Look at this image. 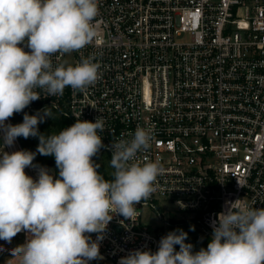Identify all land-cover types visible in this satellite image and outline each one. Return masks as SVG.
Here are the masks:
<instances>
[{"label": "built area", "instance_id": "obj_1", "mask_svg": "<svg viewBox=\"0 0 264 264\" xmlns=\"http://www.w3.org/2000/svg\"><path fill=\"white\" fill-rule=\"evenodd\" d=\"M95 24L96 40L73 52L72 65L93 56L98 82L82 93L41 91L28 108H51L73 124L103 116L107 147L100 153L109 161L112 142L138 126L154 131L140 159L160 161L165 173L151 198L136 205V222L113 216L100 241L102 260L118 264L132 250L155 252L164 225L185 222L212 237L211 223L230 201L264 208V0H99ZM64 57L54 56V64ZM2 143L0 152L21 150L17 140L5 149ZM25 172L37 177L34 168ZM155 200L177 217L164 220L168 209ZM143 206L156 210L161 226L142 222Z\"/></svg>", "mask_w": 264, "mask_h": 264}, {"label": "clouds", "instance_id": "obj_2", "mask_svg": "<svg viewBox=\"0 0 264 264\" xmlns=\"http://www.w3.org/2000/svg\"><path fill=\"white\" fill-rule=\"evenodd\" d=\"M98 15L99 0H0V139L3 149L19 137L39 139L35 152H0V240L11 243L18 233L26 234L25 243L11 249L17 264L104 259L100 241L113 216L136 222V205L151 198L165 173L160 161L140 159L153 145L151 127L138 126L129 138L111 143L114 171L108 180L93 159L107 147L99 134L105 130L103 116L94 122L77 117L47 136L38 125L52 118L51 108L25 112L15 125L7 122L41 99V91L47 97L62 96L68 87L82 93L98 82L101 65L93 56H81L75 65L53 62L54 56L94 43ZM37 154L53 156L58 175L34 165ZM30 167L35 179L25 172ZM211 227L207 248L194 252L188 233L176 229L161 237L155 252L132 250L118 264H264V208L242 199L227 202Z\"/></svg>", "mask_w": 264, "mask_h": 264}, {"label": "trees", "instance_id": "obj_3", "mask_svg": "<svg viewBox=\"0 0 264 264\" xmlns=\"http://www.w3.org/2000/svg\"><path fill=\"white\" fill-rule=\"evenodd\" d=\"M40 100L34 101V105H38ZM28 113L30 115L36 114L37 111H34L30 108H25L23 112L14 114L13 117L9 118V121L11 124L15 125L18 123H21L23 121V115L24 113ZM52 118H47L45 122L40 123L38 125L39 132L44 135H51L52 133L55 134L59 132L60 130H63L66 127H69L73 124L71 119L68 116L65 115H59L54 112V110H51ZM19 141V144L22 149L24 150H30L34 152V147H37L39 143L38 138L29 137L28 139H24L23 137L17 138ZM34 165L37 166H45V165H56L55 159L53 156H42V155H36L35 160L33 161ZM99 172L105 177L106 171L104 168L100 166L98 169ZM113 179V177H111ZM190 226H192L189 223L182 222L176 227L170 226L168 229V233L171 231H174L176 229H183V231L188 233V239L186 240V243H191L193 245V251H199L201 248H207L208 243L210 242L211 237L209 236H202L198 235L196 227H194V231L190 230ZM177 250H179V246H176Z\"/></svg>", "mask_w": 264, "mask_h": 264}, {"label": "rangeland", "instance_id": "obj_4", "mask_svg": "<svg viewBox=\"0 0 264 264\" xmlns=\"http://www.w3.org/2000/svg\"><path fill=\"white\" fill-rule=\"evenodd\" d=\"M73 58H74L73 53L66 54L65 57L63 58L62 62L67 61V63L72 64ZM17 142L19 144L18 140H17ZM20 148H21V146H20ZM36 148L37 147L33 148L34 152L36 151ZM37 155H39V154H37ZM93 159L98 164H100V166L102 168H104L106 171H108V172L114 171L110 167V161H109L108 156L105 152H101L97 157H94ZM44 167H47L48 169H50L52 171L53 168L56 167V165H45ZM154 203L156 204V206L159 210H160V206H163L164 209H166V208L168 209V213L162 214L164 220L166 218H170V217H173V218L177 217L175 214L170 213L173 210L172 206L165 205L161 200H155ZM141 213H142V216H141L142 222L146 223L150 228L155 229V228L161 226L162 220L159 219V217L157 216L156 210L153 209L152 207L143 206L141 208ZM168 229H169V227L166 225L161 227L162 236H165L168 234ZM25 241H26V235L20 234V233H18L12 239L11 243H7L3 240H0V246H2V248H3V250H0V264H17V260L15 258H12L11 249L17 247L18 245L25 243ZM89 264H107V263L103 260H93V261H90Z\"/></svg>", "mask_w": 264, "mask_h": 264}]
</instances>
